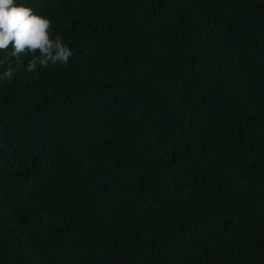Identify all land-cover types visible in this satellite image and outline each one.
I'll use <instances>...</instances> for the list:
<instances>
[{
	"label": "trees",
	"instance_id": "obj_1",
	"mask_svg": "<svg viewBox=\"0 0 264 264\" xmlns=\"http://www.w3.org/2000/svg\"><path fill=\"white\" fill-rule=\"evenodd\" d=\"M68 64L0 51V264H264V0H16Z\"/></svg>",
	"mask_w": 264,
	"mask_h": 264
},
{
	"label": "clouds",
	"instance_id": "obj_2",
	"mask_svg": "<svg viewBox=\"0 0 264 264\" xmlns=\"http://www.w3.org/2000/svg\"><path fill=\"white\" fill-rule=\"evenodd\" d=\"M12 57L30 54L26 71L36 72L37 66L67 65L73 51L57 34L53 37L52 21L37 14L31 7L16 3V0H0V51ZM4 61L0 60V67ZM13 71L5 68L0 82L11 81Z\"/></svg>",
	"mask_w": 264,
	"mask_h": 264
}]
</instances>
